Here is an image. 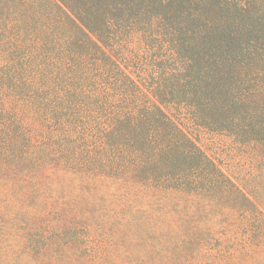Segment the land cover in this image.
<instances>
[{
    "label": "trees",
    "instance_id": "1",
    "mask_svg": "<svg viewBox=\"0 0 264 264\" xmlns=\"http://www.w3.org/2000/svg\"><path fill=\"white\" fill-rule=\"evenodd\" d=\"M0 264H264V0H0Z\"/></svg>",
    "mask_w": 264,
    "mask_h": 264
},
{
    "label": "rangeland",
    "instance_id": "2",
    "mask_svg": "<svg viewBox=\"0 0 264 264\" xmlns=\"http://www.w3.org/2000/svg\"><path fill=\"white\" fill-rule=\"evenodd\" d=\"M169 113L180 118L178 121L184 123L186 127L189 125L184 115L178 116L176 113L171 112V110H169ZM190 130L194 133L193 136L197 139L199 145L209 155L215 157L220 163L222 162V165H225L224 168L234 177L241 175L248 169V164L242 159L239 151L233 149L235 145L230 142L227 135L211 133L197 127H190Z\"/></svg>",
    "mask_w": 264,
    "mask_h": 264
}]
</instances>
